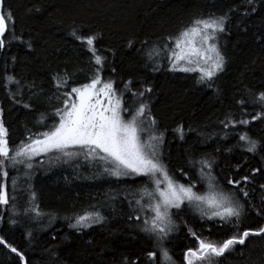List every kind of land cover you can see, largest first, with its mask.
<instances>
[{"label": "trees", "instance_id": "trees-1", "mask_svg": "<svg viewBox=\"0 0 264 264\" xmlns=\"http://www.w3.org/2000/svg\"><path fill=\"white\" fill-rule=\"evenodd\" d=\"M9 11L14 24L7 20ZM3 14L7 30L0 51V120L8 129L10 145L47 130L37 123L41 113L48 116L46 125L56 119L53 113L63 107L60 93L65 89L56 88L54 76L73 74L69 83L79 85L92 75L91 53L71 33L96 35L95 47L106 57L101 75L116 82L126 105L135 100L123 91L129 80L133 91L152 89L143 100L157 132L163 133L160 160L169 175L182 184L191 181L196 191L204 193L207 180L201 179L200 165L192 162L211 160L217 185L237 193L244 205L237 225L209 220L187 204L173 209L176 227L163 244L174 264H186V251L197 246L192 233L222 241L264 227V112L258 102L253 103L264 92V0H253L251 5L248 0H4ZM224 14L228 15L226 30L218 40L225 57L223 71L209 83H198L196 72L169 71L163 50L168 39L196 18ZM153 49L161 52L150 60ZM5 75L27 85L15 102L9 98L15 86L3 87ZM241 119L249 124H239ZM227 120L236 127H225ZM243 132L261 142L256 153L238 146L243 143L238 133ZM56 156L34 160L30 177L23 166H18L19 171L8 169L7 178L0 176L9 197L7 206L0 205V238L25 256L21 262L0 245V264H122L125 258L136 264H159L156 238L141 230L148 212L135 204L145 185L152 189L147 178L116 179L103 172L98 160L81 155L65 161ZM245 176L248 182L240 187L248 192L247 198L227 183ZM147 203L145 198L142 204ZM34 205L39 217L28 211ZM91 206L101 211L104 223L80 232L70 228L74 216ZM137 214L140 220L135 219ZM153 251H157L155 260L149 257ZM220 264H264V235L250 236L221 257Z\"/></svg>", "mask_w": 264, "mask_h": 264}, {"label": "snow or ice", "instance_id": "snow-or-ice-1", "mask_svg": "<svg viewBox=\"0 0 264 264\" xmlns=\"http://www.w3.org/2000/svg\"><path fill=\"white\" fill-rule=\"evenodd\" d=\"M248 3L251 5L253 0H248ZM3 10L4 0H0V51L5 48L4 37L7 30ZM14 19L9 11L7 20L14 24ZM227 21V14L196 18L176 37L169 38L163 49L167 52L168 70L198 72L200 74L198 83L211 82L224 69L225 57L220 51L218 40L219 34L226 30ZM71 35L85 44L86 50L91 53L89 62L95 65L92 75L86 82L79 85L69 83L73 79V74L67 72L53 77L56 88L65 89V91L60 93L64 97L61 101L63 107L57 108L53 113L56 119L52 124L50 126L45 124L48 119L46 113H41L37 120V123L47 127V130L32 133L17 144L10 145L8 129L0 120V176L7 178L8 169L19 171L18 166H23L25 176L30 177L34 160L57 154V159L65 158V161L81 155L88 160H98L104 165L103 172L116 179L147 178L154 185V189L150 191L145 185L140 190L135 204L140 206L141 211L146 208L147 212L151 213L149 218L143 219L141 230L156 238L159 264H174L168 249L163 244L176 227L173 221V209L179 210L187 204L209 220L218 219L225 224L237 225L244 212V205L237 193L231 190L224 191L217 185L212 176L213 161L201 159L192 162L193 166L200 165L201 179L207 180V190L204 193L196 191V185L191 181L188 184H182L169 175L166 166L160 160L163 133L157 132L156 121L143 100L145 92H151L152 89L146 88L144 92L133 91L130 87L132 81L129 80L124 85L123 91L131 93V97L135 100L126 105L123 93L116 88V82L111 79L105 80L101 75L106 57L99 54L95 47L97 36L84 37L76 31H73ZM12 39H16L14 33ZM131 46L130 41L129 47ZM160 52L161 49H153L148 53L149 59L155 60ZM158 67L159 65L153 70H157ZM3 79L4 88L10 89L11 86H15V91H9V98H13L15 102L14 97L22 94L23 88L27 85H21V82L11 75H5ZM257 102L264 112V92L255 97L253 103ZM239 103L243 105L245 101L240 100ZM23 107L30 108L31 105L24 104ZM256 118L259 119L260 116ZM239 124L247 126L249 121L241 119ZM229 125L236 127L232 120H227L225 123V127ZM177 131L183 139V129L179 128ZM238 136L239 141L243 142L238 146L248 153L254 154L262 147L260 141L251 138L246 132L238 133ZM43 162V160L39 161V163ZM247 182V176L241 181L232 179L227 181L245 198L248 192L240 185ZM12 184L14 188L17 187V180L13 179ZM145 198L148 201L147 205L142 204ZM32 200H35L34 193ZM8 204L7 186L0 184V205ZM33 210L35 216L41 215L35 205L28 211ZM140 218L139 214L135 216L136 220ZM73 219L74 223H70L69 227L80 232L104 223L105 217L96 206H91L75 215ZM11 223L16 222L11 221ZM189 231L191 232V229ZM192 235L197 241V246L186 251L184 255L186 264H220L221 257L233 251L237 245H244L250 236L264 235V227L237 232L222 241L200 238L195 233ZM0 245L19 257L21 262L25 261L23 253L3 238H0ZM149 257L155 260L157 251L149 253ZM122 264H136V261L125 258Z\"/></svg>", "mask_w": 264, "mask_h": 264}, {"label": "rangeland", "instance_id": "rangeland-1", "mask_svg": "<svg viewBox=\"0 0 264 264\" xmlns=\"http://www.w3.org/2000/svg\"><path fill=\"white\" fill-rule=\"evenodd\" d=\"M196 73H198V72H196ZM199 74V73H198ZM44 164V166H46V167H48V165H50V163L49 162H45V163H43ZM161 187H163V185H161ZM154 189V185H152V189L151 190H153ZM150 190V191H151ZM148 202V201H147ZM144 211V210H143ZM151 216V213H149L148 212V218Z\"/></svg>", "mask_w": 264, "mask_h": 264}]
</instances>
